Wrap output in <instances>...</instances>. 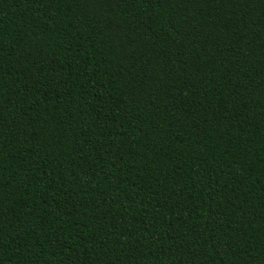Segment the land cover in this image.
Masks as SVG:
<instances>
[{
    "label": "trees",
    "instance_id": "trees-1",
    "mask_svg": "<svg viewBox=\"0 0 264 264\" xmlns=\"http://www.w3.org/2000/svg\"><path fill=\"white\" fill-rule=\"evenodd\" d=\"M0 264H264V0H0Z\"/></svg>",
    "mask_w": 264,
    "mask_h": 264
}]
</instances>
